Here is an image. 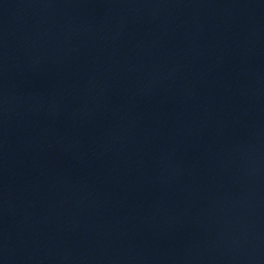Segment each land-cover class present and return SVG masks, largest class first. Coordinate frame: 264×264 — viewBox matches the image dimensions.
<instances>
[{"label": "water", "instance_id": "95a60500", "mask_svg": "<svg viewBox=\"0 0 264 264\" xmlns=\"http://www.w3.org/2000/svg\"><path fill=\"white\" fill-rule=\"evenodd\" d=\"M0 264H264V0H0Z\"/></svg>", "mask_w": 264, "mask_h": 264}]
</instances>
